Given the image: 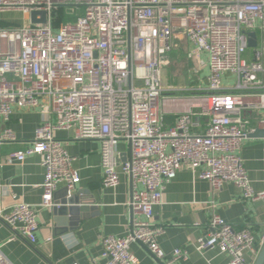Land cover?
<instances>
[{
	"label": "built area",
	"instance_id": "1",
	"mask_svg": "<svg viewBox=\"0 0 264 264\" xmlns=\"http://www.w3.org/2000/svg\"><path fill=\"white\" fill-rule=\"evenodd\" d=\"M60 8L76 21L55 26ZM34 12L37 20L46 13V23L32 24ZM4 13L28 22L0 28V147L18 140L8 126L15 109L37 110L42 122L31 145L9 160L38 156L45 168L40 205L16 203L0 212L16 236L35 244L39 212L55 207L61 185L71 195L81 182L60 131L101 143L104 186L119 185V170L130 178L135 218L127 236L102 238L107 264H139L134 243L164 261L158 238L165 231L154 223V207L183 169L207 180L215 194L232 182L245 201L264 200L239 155L249 134L264 129V49L246 57L249 34L264 30V0H0ZM183 40L193 73L208 71L206 85H165L167 55ZM166 116L174 117L172 126ZM204 121V131L195 132ZM197 246L218 248L228 264L259 255L250 223L236 229L217 214ZM186 257L175 250L172 262ZM0 264H12L1 248Z\"/></svg>",
	"mask_w": 264,
	"mask_h": 264
},
{
	"label": "crops",
	"instance_id": "2",
	"mask_svg": "<svg viewBox=\"0 0 264 264\" xmlns=\"http://www.w3.org/2000/svg\"><path fill=\"white\" fill-rule=\"evenodd\" d=\"M16 16L22 17V24L28 22L19 13H4L0 14V28L22 25L11 23L16 21ZM260 25L261 23L257 22V26ZM254 33L257 35V47H249L247 51V58L251 60L256 51L261 52L264 49V30L257 29ZM261 61L264 63V53ZM193 74L191 71V77ZM168 79L165 76V85ZM228 81L229 79H225L224 84ZM190 83L188 86L192 85V87L206 85V83L194 84L192 81ZM186 84V82H175L173 85L183 88ZM41 122L42 115L39 111L15 109L8 123L18 140L0 147V212L2 213L10 212L16 203L33 206L42 203L45 168L40 158L32 156L21 164L9 160L10 154L25 150L31 145ZM173 124L174 117L166 116L165 126L169 127ZM204 128L205 121L202 127H196L194 131L202 133ZM56 136L66 143V150L74 158L73 168L81 179L77 191L83 192V200L94 199L95 204L91 206L93 210L88 211L87 218H82L84 212L73 217L69 214H57L55 209H59L60 203L66 198V189L61 185L54 196V204L59 205L56 206L58 208L42 209L39 212L40 229L36 243L30 244L24 237L16 236L15 230L0 219V248L12 264H107V260L103 257L102 238L127 236L135 218L129 207L132 191L130 178L119 170V185L116 188L104 186L101 143L95 140L75 141L65 131L58 132ZM118 151L124 157L127 154L126 144L120 143ZM239 155L253 190L263 193L264 139H246L242 143ZM214 214L236 229L243 228L247 222L250 223L255 247L260 255L264 246L262 245L264 200L245 201L240 189L232 182L226 183L215 194L207 180L200 179L187 169L181 170L168 184L163 195V204L154 207V223L163 227L165 231L158 238V243L165 254L164 261L155 259L138 243L131 245V253L139 264H228L229 255L218 248L200 251L197 246V241L208 233L210 219ZM178 249L186 251L187 257L172 262L174 252ZM246 260L248 264H255L257 261L250 254L246 255Z\"/></svg>",
	"mask_w": 264,
	"mask_h": 264
},
{
	"label": "rangeland",
	"instance_id": "3",
	"mask_svg": "<svg viewBox=\"0 0 264 264\" xmlns=\"http://www.w3.org/2000/svg\"><path fill=\"white\" fill-rule=\"evenodd\" d=\"M16 21H13L11 23H14L15 25L22 24L23 21L21 16H16ZM14 18V19H15ZM76 21V15H70V18H66L64 20V23L69 22H75ZM25 22V21H24ZM187 45L185 41H180L178 45L173 49L171 53L167 55L168 57V65L165 68V76L168 80H166V86L167 87H179L173 85L175 82H186V86L190 85L191 81L194 84L200 83L205 84L206 78L208 77V72H203L201 77L199 78L195 74H193V68L195 66L190 62L188 55H187ZM247 57V55H246ZM191 71L193 74V77H191ZM182 88V87H181Z\"/></svg>",
	"mask_w": 264,
	"mask_h": 264
},
{
	"label": "water",
	"instance_id": "4",
	"mask_svg": "<svg viewBox=\"0 0 264 264\" xmlns=\"http://www.w3.org/2000/svg\"><path fill=\"white\" fill-rule=\"evenodd\" d=\"M40 13L34 12L31 15V19L30 22L32 24H36V23H46L47 21V16L46 13H42L41 14V19L37 20V16ZM250 38H249V47L250 48H256L257 47V35L256 33H250L249 34ZM248 138L251 139H264V130L261 129H257L255 132L249 134ZM82 195L83 192L77 191L71 195L68 194V192L66 191V198L64 199V201H62L60 203V207L59 209H55L58 208L56 206L59 205H55L54 209L57 212V214L62 215V214H69L70 216H76L78 215L80 212H84L85 215L82 218H87V213L89 210H93L91 206H93L95 204L94 199H90V200H83L82 199ZM80 216V215H79ZM74 224H71V226H73ZM255 264H264V246L260 252L259 257L257 258V261Z\"/></svg>",
	"mask_w": 264,
	"mask_h": 264
},
{
	"label": "trees",
	"instance_id": "5",
	"mask_svg": "<svg viewBox=\"0 0 264 264\" xmlns=\"http://www.w3.org/2000/svg\"><path fill=\"white\" fill-rule=\"evenodd\" d=\"M72 10L67 9V8H60L59 10H57L55 12V26H59L61 23H64V20L66 18H70V15H73V13H71ZM77 17V15H76Z\"/></svg>",
	"mask_w": 264,
	"mask_h": 264
}]
</instances>
